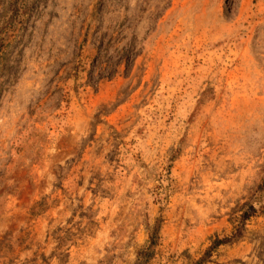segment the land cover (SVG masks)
Listing matches in <instances>:
<instances>
[{
  "label": "rangeland",
  "instance_id": "obj_1",
  "mask_svg": "<svg viewBox=\"0 0 264 264\" xmlns=\"http://www.w3.org/2000/svg\"><path fill=\"white\" fill-rule=\"evenodd\" d=\"M262 182L264 0H0V264H264Z\"/></svg>",
  "mask_w": 264,
  "mask_h": 264
},
{
  "label": "trees",
  "instance_id": "obj_2",
  "mask_svg": "<svg viewBox=\"0 0 264 264\" xmlns=\"http://www.w3.org/2000/svg\"><path fill=\"white\" fill-rule=\"evenodd\" d=\"M259 190H260L261 192H264V182H262L261 185L259 186ZM226 241H227V239H223V240H218V239H216V240L213 242L212 247L208 249L207 253H208L211 249L216 248L217 246H219V245L225 243ZM150 243H152V236H151ZM207 253H206V254H207ZM144 259H147V258H144Z\"/></svg>",
  "mask_w": 264,
  "mask_h": 264
}]
</instances>
